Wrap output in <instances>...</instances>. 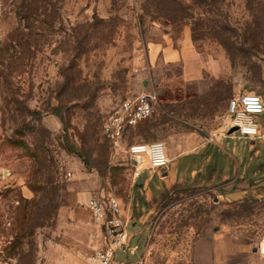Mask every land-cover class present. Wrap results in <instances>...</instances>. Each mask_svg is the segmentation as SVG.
Returning a JSON list of instances; mask_svg holds the SVG:
<instances>
[{
	"label": "rangeland",
	"instance_id": "1",
	"mask_svg": "<svg viewBox=\"0 0 264 264\" xmlns=\"http://www.w3.org/2000/svg\"><path fill=\"white\" fill-rule=\"evenodd\" d=\"M187 42L183 61L150 55ZM141 92L156 115L104 138ZM243 92L264 100V0H0V264H87L82 202L100 192L120 200L131 264H264V113L258 138L228 133ZM188 135L218 144L132 175L129 144Z\"/></svg>",
	"mask_w": 264,
	"mask_h": 264
},
{
	"label": "built area",
	"instance_id": "2",
	"mask_svg": "<svg viewBox=\"0 0 264 264\" xmlns=\"http://www.w3.org/2000/svg\"><path fill=\"white\" fill-rule=\"evenodd\" d=\"M155 92H141L122 100L103 120L102 134L113 143L121 140L129 128L152 118L157 112ZM229 128L236 127L244 137L256 139L259 137V114L264 113V100L253 92H243L229 98L226 105ZM162 141L136 142L128 145L127 152L131 158L138 160L137 165L131 164L132 175L139 176L138 166L146 162L147 169L152 171L164 167L169 159ZM70 173L67 176L70 177ZM91 222L97 229L95 243L86 261L88 264H131L121 259L130 246L126 240L127 221L122 214L120 200L114 195H97L91 193L83 202ZM258 254L264 255V240L257 246Z\"/></svg>",
	"mask_w": 264,
	"mask_h": 264
},
{
	"label": "crops",
	"instance_id": "3",
	"mask_svg": "<svg viewBox=\"0 0 264 264\" xmlns=\"http://www.w3.org/2000/svg\"><path fill=\"white\" fill-rule=\"evenodd\" d=\"M188 46H189V42L181 44L182 50L176 51L173 48L164 47V46H157L154 43V44H152L150 46V55H151L152 58H154V60L157 59L159 56H161V57H163L165 59L166 63L172 64V63H175L177 61H181V60L183 61V60H185L188 57V55L186 56L185 55L186 53H184V51H186ZM182 63H183L182 65L186 64V62H182ZM189 71H190V68L185 66L184 72L186 73V72H189ZM211 142H214L215 144H218V142H215V139H212L210 141V140L206 139L205 137L196 136V135L184 136L183 138H180L179 142L175 143L174 145H170L169 143L166 142V144L164 143V145L168 147V151H167V157L169 159L168 163L173 162L175 159L180 157L183 153L196 152L199 149H201L203 146H205V145H207L208 143H211ZM171 146H175V147H171ZM196 183H198L199 185H203V183H205V184L206 183H210L211 185L216 186L219 182L213 183L212 178H209L208 180L201 179L200 181H198ZM237 183H239V181H237ZM246 184H247L246 180L242 179V182L239 184L240 185L239 188H242L243 190H245ZM252 187H254V186H252ZM248 191L249 190H247L246 192H248ZM87 197L85 198V200L87 199ZM85 200H84V202H85ZM83 204L84 203L82 202V205ZM96 233H97V229H96ZM96 233L91 235L92 238L95 239ZM86 263H87V261H86Z\"/></svg>",
	"mask_w": 264,
	"mask_h": 264
},
{
	"label": "water",
	"instance_id": "4",
	"mask_svg": "<svg viewBox=\"0 0 264 264\" xmlns=\"http://www.w3.org/2000/svg\"><path fill=\"white\" fill-rule=\"evenodd\" d=\"M235 130H237L236 127H234V126H233V127H230L229 130H228V133H231V132H233V131H235ZM131 164H133V165H137V164H138V160H137L136 158H131ZM253 251H257V249L254 248Z\"/></svg>",
	"mask_w": 264,
	"mask_h": 264
},
{
	"label": "trees",
	"instance_id": "5",
	"mask_svg": "<svg viewBox=\"0 0 264 264\" xmlns=\"http://www.w3.org/2000/svg\"><path fill=\"white\" fill-rule=\"evenodd\" d=\"M161 1H162V0H161ZM170 1H174V0H170ZM102 123H103V122H102ZM139 124H140V123H139ZM139 124H138V125H139ZM138 125H137V126H138ZM130 129H132V128H129V129L127 130V132H128ZM127 132H126V133H127ZM102 135H103V134H102ZM103 136H104V135H103ZM104 138H106V137L104 136ZM106 139H107V138H106Z\"/></svg>",
	"mask_w": 264,
	"mask_h": 264
}]
</instances>
